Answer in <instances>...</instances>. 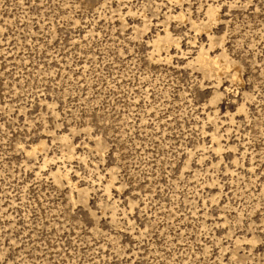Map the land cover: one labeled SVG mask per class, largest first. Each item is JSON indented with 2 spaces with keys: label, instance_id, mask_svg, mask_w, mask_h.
Instances as JSON below:
<instances>
[{
  "label": "rangeland",
  "instance_id": "obj_1",
  "mask_svg": "<svg viewBox=\"0 0 264 264\" xmlns=\"http://www.w3.org/2000/svg\"><path fill=\"white\" fill-rule=\"evenodd\" d=\"M0 264H264V0H0Z\"/></svg>",
  "mask_w": 264,
  "mask_h": 264
}]
</instances>
